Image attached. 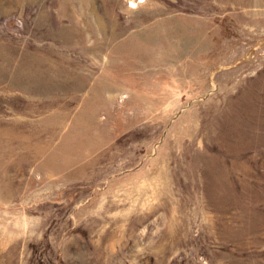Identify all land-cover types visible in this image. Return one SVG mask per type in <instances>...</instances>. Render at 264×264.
Instances as JSON below:
<instances>
[{
	"label": "rangeland",
	"instance_id": "1",
	"mask_svg": "<svg viewBox=\"0 0 264 264\" xmlns=\"http://www.w3.org/2000/svg\"><path fill=\"white\" fill-rule=\"evenodd\" d=\"M0 264H264V0H0Z\"/></svg>",
	"mask_w": 264,
	"mask_h": 264
}]
</instances>
